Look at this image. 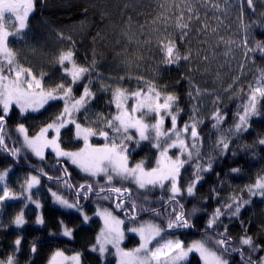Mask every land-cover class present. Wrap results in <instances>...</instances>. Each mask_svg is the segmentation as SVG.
Masks as SVG:
<instances>
[{
	"label": "snow or ice",
	"instance_id": "obj_1",
	"mask_svg": "<svg viewBox=\"0 0 264 264\" xmlns=\"http://www.w3.org/2000/svg\"><path fill=\"white\" fill-rule=\"evenodd\" d=\"M45 3L0 0V209L20 202L7 222L0 218V231L16 230L0 247V264H264V218L255 231L249 211L264 205V164L250 174L237 159L244 152L264 161V125L251 144L238 143L264 121V11L257 14L256 0H240L233 46L243 59L223 92L201 87L190 71L189 5L173 31L156 35V75L127 77L134 88L124 76L106 81L94 48L91 63L81 62L62 29L51 69L22 63L15 44L31 46L30 19ZM165 73L175 74L174 85ZM49 200L59 210L50 220ZM26 209L46 237L25 238Z\"/></svg>",
	"mask_w": 264,
	"mask_h": 264
},
{
	"label": "trees",
	"instance_id": "obj_2",
	"mask_svg": "<svg viewBox=\"0 0 264 264\" xmlns=\"http://www.w3.org/2000/svg\"><path fill=\"white\" fill-rule=\"evenodd\" d=\"M213 2L218 4V9L212 7ZM239 4L240 0H46L43 9H38L30 19L31 46L26 47L23 42H18L15 47L22 63L30 62L36 67L43 64L51 69L53 65L50 54L59 47L54 33L62 29L65 33H71L75 38L79 46L77 52L81 62L87 58V62L91 63L94 48L97 71L104 75L105 80L111 79L115 82L119 81L120 76H124L123 86L134 88L135 79L129 81L127 77L136 72L141 73L146 79L156 75V62L150 52V48H155L156 35L161 29L173 31L175 17L184 5H189L196 14L190 21L192 30L184 45V48H191L190 71L195 82L201 87L223 92L231 83L227 79L228 63L221 53L214 55V51L222 46V40L230 30L237 26L238 31ZM85 8H87V13L84 11ZM256 9L257 14L264 11V0H256ZM184 14L185 16L189 14L187 8ZM249 15H251L250 10ZM197 17L199 24L196 23ZM205 24L209 26L206 33L201 31ZM255 34L261 35L258 27L255 29ZM94 37L96 38L95 44H93ZM205 53L208 56L207 60L204 59ZM259 62L260 58L257 57V63ZM255 71V68L249 69L248 80L252 79ZM164 79L172 86L175 83V74L165 73ZM95 87L98 88L99 83H96ZM186 89L185 84L182 106L187 104ZM98 94L105 95L104 93ZM106 95L110 98V91ZM205 103L207 107H211L210 102ZM227 103L230 108H234L236 100L233 98ZM102 107L107 113L108 108L103 102ZM262 125L264 121L256 120L254 132L251 135L245 134L247 139L238 143L251 144L252 136L256 131L262 130ZM213 139H215L214 134ZM237 159L245 166L246 173L250 174H254L255 170L264 164V161L250 160L244 152H241ZM249 160L251 168L248 166ZM248 178L249 176L245 175L238 183L242 185ZM19 206L20 202H15V204L10 203L4 209H0V218L7 222L10 216L19 210ZM25 211L28 212L29 219V223L23 229L25 238L31 240L34 236L46 237V231L34 225L32 212L28 209ZM249 211L254 213V224L251 227L259 231L255 222L264 218V205L257 203ZM55 212L59 210L51 205L50 200L45 201L46 219L50 220ZM51 226L54 227V223ZM15 231L14 228L7 233L0 231V247H6L14 239ZM75 243L78 247L83 244V240L78 238ZM125 244L128 248L134 246V243L129 240H126ZM72 247L71 244L68 245L66 251H71ZM26 250L27 245H25ZM21 264H24L23 259Z\"/></svg>",
	"mask_w": 264,
	"mask_h": 264
},
{
	"label": "rangeland",
	"instance_id": "obj_3",
	"mask_svg": "<svg viewBox=\"0 0 264 264\" xmlns=\"http://www.w3.org/2000/svg\"><path fill=\"white\" fill-rule=\"evenodd\" d=\"M237 38V26L230 30L225 38L222 40V46L220 48H216L214 51V55L221 53L228 63V72L227 79L231 81L232 74L235 73L239 75L240 69L238 68V62L243 59L240 51L233 46V42ZM240 38L242 39V33L240 34ZM29 63V62H25ZM34 66V64H33ZM249 71V70H248Z\"/></svg>",
	"mask_w": 264,
	"mask_h": 264
}]
</instances>
